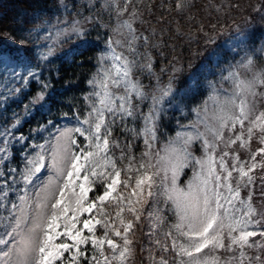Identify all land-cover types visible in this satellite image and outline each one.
<instances>
[{
	"label": "snow or ice",
	"instance_id": "snow-or-ice-1",
	"mask_svg": "<svg viewBox=\"0 0 264 264\" xmlns=\"http://www.w3.org/2000/svg\"><path fill=\"white\" fill-rule=\"evenodd\" d=\"M188 6L189 0H176L175 11ZM76 7L75 0L71 5L59 0L55 17L42 22L50 25L54 45L87 42L85 24L95 21L81 19L79 11L73 12ZM99 7L115 12L118 23L112 31L123 39L108 36L105 41L96 76L89 81L93 91L87 115L77 118L82 127L60 133L58 141L66 139L68 144L53 157L56 176L49 177L35 199L26 195L8 199L17 170L6 166V179L0 183L6 230L0 245H7V250L0 253V264H135L137 225L143 223L149 200L161 198L171 216L162 215L163 209L149 211L147 235L151 238L162 230L164 242L156 239V250L170 253L171 261L162 255L156 264H253V260L264 264V213L253 205L257 170L264 187V45L253 51L252 35L237 25L236 35L226 43L233 45L229 51L243 55L229 63L226 74L221 71V87L208 82V99L192 110L194 119L187 124L177 121L175 135L158 149L167 109L189 92H198L201 77L193 74L181 87L180 70L174 69L167 82L161 81L150 54L140 52L150 40L134 27L139 18L134 0H101ZM206 43L215 40L209 37ZM37 50L20 47L12 52L0 46V79L24 80L17 70L22 61H46L55 55L53 46L39 57L30 55ZM220 61L213 50L198 72L212 74L209 65L219 67ZM139 74L155 77L151 92ZM35 75L29 67L27 76ZM48 88L46 82L40 84L26 107L42 106ZM176 110L182 111L178 105ZM117 127L124 144L114 137ZM74 135L86 141L79 151L71 147H79ZM136 141L143 144L139 157L134 152ZM8 142L6 136L0 140L4 145L0 160H7ZM197 145L199 156L194 151ZM240 150L248 153L245 159ZM26 167L25 187L44 167V156L37 154ZM185 169L192 170V177L182 187L177 181ZM245 189L246 197L241 195ZM246 249L257 254L249 256Z\"/></svg>",
	"mask_w": 264,
	"mask_h": 264
},
{
	"label": "trees",
	"instance_id": "trees-1",
	"mask_svg": "<svg viewBox=\"0 0 264 264\" xmlns=\"http://www.w3.org/2000/svg\"><path fill=\"white\" fill-rule=\"evenodd\" d=\"M64 2L71 5L72 0H64ZM134 2L139 9V18L134 27L138 33L147 35L150 40L147 48L141 47L140 52L150 54L154 72L163 82H167L174 69L180 70L177 76L181 87L193 74L202 79L203 74L198 72V69L207 62L209 53L215 50L217 54L222 53L225 60L222 66L215 68L209 79L217 86L221 71L226 74L229 63L234 64L240 59V55H243V52L236 55V52L233 53L226 47V41L236 35L237 25L241 30L252 35L255 41L253 51L264 45V0H189V6L180 13L175 11L176 0H134ZM75 3L77 7L73 12L79 11L81 19L91 17L95 23L85 24L89 30L86 43L69 41L60 47L53 43L55 36L50 32V25L45 26L42 23L46 17H55L59 0H0V35L2 32H7L14 38L18 35L20 42H28L23 44L24 48L38 49L30 53L37 57L46 54L49 46L55 48V55L50 56L46 61L31 60V68L35 67L33 71L35 70L36 75L32 77L29 92L23 95L22 101L19 102L20 106L17 105L18 103L15 104L18 109L14 108L13 112L19 110L23 104L29 105L40 84L46 82L49 85L46 90L47 96L53 91H65L64 94L59 95L62 99V105L56 106L59 113L80 117L87 115L88 105L91 102L88 97L93 91L89 81L96 76L98 55L101 50H105L108 36L114 39H123V37L113 33L118 18L115 12H106L99 7L101 0H75ZM217 8L222 10L218 12ZM241 19L244 20L240 22ZM233 24L236 25L232 26ZM213 25L216 27L213 28ZM209 37L214 38L215 43H206ZM1 42L2 39L0 46L9 51V48ZM81 44L86 45L85 50L72 63L63 62V58L70 50ZM162 69L164 71H161ZM139 75L147 90L151 92L150 85L155 83V77ZM38 80L40 84L37 83ZM201 84L203 87L198 92H189L185 97L174 102L172 108L167 109L162 121L163 137L157 148L162 147L169 136L175 135L177 121L187 124L195 117L192 110L208 99L210 92L208 84L204 81ZM177 105L182 111L176 110ZM44 122L45 118L38 114L24 127L25 130L29 128L35 130ZM114 137L121 144L125 143L124 134L119 127L114 130ZM128 139H131L130 135ZM142 151V141H136L134 147L136 156L139 157ZM116 154L119 155V150ZM257 183L260 182L255 181L256 188H258ZM255 196L254 200H257Z\"/></svg>",
	"mask_w": 264,
	"mask_h": 264
},
{
	"label": "rangeland",
	"instance_id": "rangeland-1",
	"mask_svg": "<svg viewBox=\"0 0 264 264\" xmlns=\"http://www.w3.org/2000/svg\"><path fill=\"white\" fill-rule=\"evenodd\" d=\"M243 20L244 19H241L240 22ZM234 25L236 24H233L232 26ZM9 35L10 34L7 32L1 33L0 39L3 41L1 42L2 45H6L9 48V51L12 52H15L17 48L23 47L20 42V38H17L19 37L18 35H16V38ZM232 46V44H226L228 50ZM85 48V44H81L80 46L72 48L70 52L63 58V62L72 63L75 58L85 50ZM232 52L235 53L234 51ZM217 55L221 58L219 64L220 67L223 65V63H225V60L222 57V53H218ZM213 60H215V57H213ZM31 65V61L29 62L25 60L21 62V66L17 69L21 76H25L24 80L11 76L7 79H0V140L6 136L9 141L6 146L7 160H0V183L6 179V166L17 170L13 174L16 182L14 184V188L9 193V200L15 199L18 195H26L32 199H35V193L39 192L40 189L48 182L49 177L56 176L55 168L52 166L53 157L61 151L62 146L68 144L66 139L58 141L57 138L60 136V133L68 128L82 127L78 123L77 118H84L78 115H64L58 112L57 105H62V99L59 95L64 94V90L51 92L49 96H47L46 101L39 108H33L30 106L26 107L27 104H23L19 110L13 112V109L17 108L15 107V104L18 103L17 105L20 106L19 102L22 101L23 95L30 90L32 77L27 76V71ZM257 66H260L259 63ZM209 67L211 68V73L216 68L211 67L210 65ZM33 69H35V67ZM202 74L203 76L201 82L204 81L208 84L211 74L209 72H203ZM205 76L207 77V80L203 79ZM217 87H221L220 79L218 81ZM38 114L45 118V122L35 130H31L30 128L25 130L24 126L36 118ZM17 120H19V123H17ZM13 125H15V127H13ZM6 129H8L7 132L5 131ZM74 138L77 140L79 147L73 145L71 146L72 150L79 151V148H82L86 141H84V138L79 135H74ZM0 147H4V145L0 144ZM256 147V144L252 145L253 150ZM194 151L197 156L201 154L198 145ZM37 154H42L44 156V167L39 173H36L31 178L30 183H28L25 187L23 184L22 173L27 171V161L35 160ZM3 155L4 153L0 152V156ZM247 155V152L240 150L241 159H245ZM260 175V171L257 170L256 181L260 183H257L258 185H256L258 188L255 187L257 194L254 196L257 197V200H254L253 196V205L259 213H264V195H261V192L264 191V187H262ZM191 177L192 170L185 169L184 173L180 175L177 183L183 187L191 179ZM55 188L56 185L53 184L51 191H55ZM247 192V189L242 190L241 195L246 197ZM4 203L6 206L10 207V205L7 204V201H4ZM157 209L164 210L162 215L168 217L171 216V213H168L167 206L164 204L162 198L159 202L149 200V203L145 205V213L142 217L143 223L142 225H137L136 235L133 237V239L136 241L135 264H156L162 255L171 261L170 253L166 254L162 251L156 250L157 245L155 240L160 239L162 243L164 242L162 230H158L151 238L149 235H147V233H149L151 230L152 219L148 217V212L151 211L155 213ZM4 221V212L0 210V236H4V232L6 230ZM164 227L166 228V225ZM4 238L10 242L9 237ZM254 239L259 240L260 237H255ZM6 250L7 245H0V253ZM246 251L248 252V255L252 257L257 254L255 250L246 249ZM171 264H174V261H172ZM245 264H247V262H245ZM253 264H256L255 260H253Z\"/></svg>",
	"mask_w": 264,
	"mask_h": 264
}]
</instances>
